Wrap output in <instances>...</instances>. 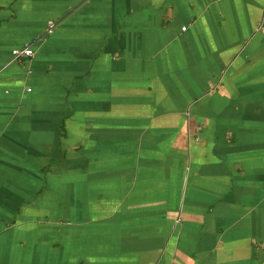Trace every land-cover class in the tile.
<instances>
[{
    "label": "crops",
    "instance_id": "0c3cea01",
    "mask_svg": "<svg viewBox=\"0 0 264 264\" xmlns=\"http://www.w3.org/2000/svg\"><path fill=\"white\" fill-rule=\"evenodd\" d=\"M0 264H264V0H0Z\"/></svg>",
    "mask_w": 264,
    "mask_h": 264
},
{
    "label": "built area",
    "instance_id": "2783aa9c",
    "mask_svg": "<svg viewBox=\"0 0 264 264\" xmlns=\"http://www.w3.org/2000/svg\"><path fill=\"white\" fill-rule=\"evenodd\" d=\"M54 25H55L54 23H48L47 29L45 30V34H50L52 29L54 28ZM32 55H33V52L29 46L21 50L12 51V57L14 61L30 58Z\"/></svg>",
    "mask_w": 264,
    "mask_h": 264
}]
</instances>
